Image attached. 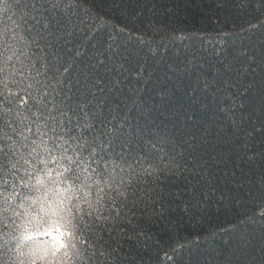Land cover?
Listing matches in <instances>:
<instances>
[{
	"label": "trees",
	"instance_id": "trees-1",
	"mask_svg": "<svg viewBox=\"0 0 264 264\" xmlns=\"http://www.w3.org/2000/svg\"><path fill=\"white\" fill-rule=\"evenodd\" d=\"M38 177L36 243L138 201L67 264H264V0H0V264Z\"/></svg>",
	"mask_w": 264,
	"mask_h": 264
},
{
	"label": "clouds",
	"instance_id": "clouds-1",
	"mask_svg": "<svg viewBox=\"0 0 264 264\" xmlns=\"http://www.w3.org/2000/svg\"><path fill=\"white\" fill-rule=\"evenodd\" d=\"M45 172H47V165H45ZM46 177L43 179L45 181ZM29 184L32 182L29 181ZM36 192H46V197L37 195L35 201H24V213L21 223L9 224V231L4 234V248H5V261L4 264H67L66 257L69 252H72V256L75 257L76 253L72 249V242L69 240L67 247L55 251V241L51 239L47 243H36L32 239L31 233L34 230L43 228L47 223V217L51 213L50 208L44 209V205L47 204V199H53V206L55 199L58 197L57 193L50 184L38 183L35 181V187L33 189ZM11 197H6L5 202L8 207L13 209L15 213L16 208L9 204L8 201ZM40 205L41 210L44 209V215L38 218L31 216L30 210H36L33 205ZM5 218L8 216L6 214ZM58 247V246H57Z\"/></svg>",
	"mask_w": 264,
	"mask_h": 264
},
{
	"label": "snow or ice",
	"instance_id": "snow-or-ice-1",
	"mask_svg": "<svg viewBox=\"0 0 264 264\" xmlns=\"http://www.w3.org/2000/svg\"><path fill=\"white\" fill-rule=\"evenodd\" d=\"M45 107H47V105H45ZM43 115V114H42ZM62 116H67L66 112H62L61 113ZM45 120V125L47 126V120L48 117H43ZM54 121L57 119L56 117H51ZM41 119V116L37 117V120ZM60 123H63V121H60ZM51 131L55 132V128H52ZM21 135H23V133H21ZM42 136H46L47 132H41ZM67 141H65L66 143ZM43 147H44V151L47 152H51L50 149L47 148V142L43 141ZM41 145H37V147H40ZM63 145H57V148H62ZM35 148L33 149V151L35 152ZM69 160V163H71V158L70 157H66ZM58 158L57 157H52L53 162H55ZM41 163H44V161H41ZM64 171H70L69 168H64ZM47 175H51V172H48ZM37 182L38 183H43V178L38 177L37 178ZM68 191H71V189H68ZM117 195L119 197H121V202L119 204H113L111 209L108 210V215H104V209L101 205V200H97L96 201V205H100V207H97L96 205H89L90 211L86 212L83 214V216L81 217L82 223L81 224H76L73 223L71 220L67 221V224H60L59 226H54L52 231L48 232V235L52 236V239L55 241V251H59L62 248H65L66 245L63 242V238L64 236L67 234L69 236H72L73 233L71 231L67 230V225L70 224L73 228H80L81 230H87V231H98L100 233H103L105 231H107L109 233V235L111 236V234L113 232L118 231L116 224H113L112 221H122L123 220V214H122V209H127L129 203L132 204L133 207H135L138 203L137 200H130L129 199V194L126 191H118ZM134 195V193H133ZM63 201H59L57 203L56 207H52L49 206L50 210H51V214L54 216H59L61 220L64 219V217L61 215V213L64 211L63 208L60 206L62 205ZM42 211H44V209L42 208ZM93 213H95V215H93ZM111 224V227H105V224ZM56 232V235H53L52 232ZM127 239L131 240L132 237L128 236ZM58 246V247H57Z\"/></svg>",
	"mask_w": 264,
	"mask_h": 264
}]
</instances>
